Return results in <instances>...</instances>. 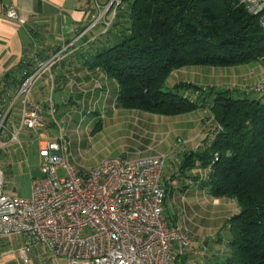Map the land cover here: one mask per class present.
Instances as JSON below:
<instances>
[{"label": "trees", "instance_id": "obj_1", "mask_svg": "<svg viewBox=\"0 0 264 264\" xmlns=\"http://www.w3.org/2000/svg\"><path fill=\"white\" fill-rule=\"evenodd\" d=\"M106 16L111 24L89 66L116 83L114 108L161 117L197 110L209 114L212 129L204 147L185 153L170 176L189 179L213 199L237 205L238 211L224 226L231 236L222 243L230 254L211 256L205 264H264L262 98L234 99L229 90L190 83L164 90L171 73L182 68L264 62V29L258 18L237 6L236 0H114ZM23 78L7 75L0 82L5 94L0 97V114L12 99L6 88L14 95ZM193 170L206 171V176H191ZM164 192L165 204L170 192Z\"/></svg>", "mask_w": 264, "mask_h": 264}, {"label": "built area", "instance_id": "obj_2", "mask_svg": "<svg viewBox=\"0 0 264 264\" xmlns=\"http://www.w3.org/2000/svg\"><path fill=\"white\" fill-rule=\"evenodd\" d=\"M113 1L108 2L105 13ZM236 4L257 17L264 29V0H236ZM3 12L7 19L18 20L14 6H3ZM102 19H93L85 32ZM110 24H103V34ZM65 50L38 63L29 74L25 72L11 100L10 107L16 101L23 105L19 130L32 132L39 140L40 168L39 175L32 178L28 199L3 192L4 173L0 169V238L24 236L18 253L25 261L30 247L39 245L67 264H170L172 249L182 253L190 237L186 229L169 225L163 215L165 156L108 158L81 173L73 166L71 144L62 129L46 140L39 135L44 108L29 96L34 84L62 60ZM251 91L264 99V75ZM10 107L0 115V137L7 133L5 120ZM17 138L18 133L13 134L9 142L17 143Z\"/></svg>", "mask_w": 264, "mask_h": 264}, {"label": "crops", "instance_id": "obj_3", "mask_svg": "<svg viewBox=\"0 0 264 264\" xmlns=\"http://www.w3.org/2000/svg\"><path fill=\"white\" fill-rule=\"evenodd\" d=\"M0 1L2 4L0 7V82L7 75L9 77L14 75L16 79L20 80L26 71L32 70L38 63L53 57L59 51L66 48L62 55V60L51 68L48 75H44L34 84V88L29 96L30 101L41 104L44 108V123L41 133H39L42 139L46 140L56 136L52 124L47 121V118L58 106H60L58 105L59 103L66 108V114H71L76 107L75 111L81 115L80 118H84V111L89 109L92 111L97 109L100 113L105 111L112 112L114 110L119 111L114 108L117 95L116 83L112 79H109L102 71L89 66V62L92 61L96 49L101 46L105 38V34H103V24L107 22L109 18L105 13L109 5L108 0H98L97 6L95 0ZM6 5L14 6L18 15V20H10L5 17L3 6ZM100 16L103 17L102 21L93 30L85 32L87 25L93 19ZM262 67H264V65L255 63L249 67L247 74H244L241 70L234 71H240L244 77H247L246 82H251L252 85L264 75ZM211 69L215 70H211V72H209L210 70H200L195 74L194 72L192 73L195 76L198 75L200 78H206L205 82L192 79L194 80L193 82L185 78L179 83H190L202 88L213 87L215 89H221L223 73L217 72L216 69L220 68ZM49 90H53V93H57L60 99L59 103L56 104L52 100L50 101ZM110 91H114V96L112 101L108 102ZM6 95L12 97V99L14 98V95L8 88H6ZM0 97L5 98V94L2 93V90H0ZM68 99H78L80 101V106L75 104L70 107L69 105H71V103H66ZM11 100L5 105V109L10 107ZM0 108L3 109V105H0ZM22 109L23 105L21 101H16L10 107L5 121L7 133L0 137V152L6 153L5 158L2 159L3 165L0 167L4 176L12 171V166L10 165L11 161L20 165L22 162L28 160L31 155H37L38 146L35 138L32 139L29 131L24 129L19 130ZM195 112H199L200 116L194 118L193 122L188 121L184 124L194 123L196 125L194 132H198L203 128H201V121L203 122L204 117H206L204 115H207L208 112L206 110H197ZM184 124L180 126L182 127ZM184 130L185 132H190L188 128H184ZM201 132H199L196 137L189 140L190 142H186V144H193L198 141L194 146L195 149L179 154L180 158L187 152L199 151L204 147L205 139L200 138ZM16 133H18V142L10 143V136ZM190 135L192 136L193 133ZM139 158L146 157L125 159L135 160ZM180 164L181 162L179 165ZM191 174H197L204 178L206 176V171L193 170ZM162 180V187L168 189L170 192L169 194H178L176 199L180 205L184 204L181 193H183V195L187 193L192 196L199 192L200 195H207L204 191L197 189L195 186L190 184L187 185V183H190L188 180L180 181L181 183L176 187L178 192H175L176 190H172V187L169 186L171 185V181H173L171 177H166ZM184 189L187 190L184 191ZM196 201H194L191 206L189 205L193 209L195 208V210L200 207V205H197ZM168 202L167 200L163 206V215L167 223L169 225H180V222H175L170 218ZM180 226L186 229L185 221H183ZM224 240V242H227L230 240V236ZM204 242V240L201 242H194L192 240L181 253L180 257H178L179 254L174 247L171 251L170 264H205L207 262L206 260L211 256L223 257L230 254L229 249L225 247L220 239H217L216 244H212L214 242H209V245H206ZM24 243L25 238L22 235L0 238V264H67L63 258L53 257L46 248L39 245L30 247L26 254L27 261H25L18 253V250L24 246Z\"/></svg>", "mask_w": 264, "mask_h": 264}, {"label": "rangeland", "instance_id": "obj_4", "mask_svg": "<svg viewBox=\"0 0 264 264\" xmlns=\"http://www.w3.org/2000/svg\"><path fill=\"white\" fill-rule=\"evenodd\" d=\"M260 64L264 65V62ZM251 65L253 64L216 69L217 72L223 73L221 90H229V95L234 99L259 100L258 96L251 91L254 84L251 85V82H246L247 77H244L240 71H234L241 70L244 74H247ZM200 70H210L209 72H211V70L215 69L209 67H186L176 70L166 80L164 90L168 91L172 85L183 81L185 78L188 81L190 79L194 82L192 79H195V81L205 82L206 78L194 75ZM262 70H264V67H262ZM193 72L194 74H192ZM113 92L110 91L108 102L112 101ZM49 99L56 104L60 102L57 93H53V90H49ZM260 101L264 104V99ZM67 102L71 103L70 107L75 104L80 106L78 99H68L66 100ZM58 105L60 106L53 112V115L50 114L48 116L47 121L52 124L55 135L58 134L59 129L66 133L71 144L70 158L73 166L77 172L81 173L88 172L99 162L108 158L132 159L135 157L163 155L166 159L162 177L173 176L182 159L179 154L194 150V146L198 143V141L193 144H186V142H190L189 140L196 137L201 131L200 138L205 139L209 137L212 129L208 114V116L204 115L206 117H204L203 122L201 121V128L203 127L201 131L194 132L196 129L194 123L184 124L188 121L193 122L194 118L200 116L199 112L175 117H161L135 110L117 109L119 111L100 113L97 109L93 111L89 109L84 111V118H80L81 115L75 111L76 107L71 114H66V108L61 106L60 103ZM181 124H184V126L181 127ZM184 128H188L190 132L192 131L193 135L191 136L190 132H185ZM30 133L32 139L35 138L38 146L37 142L39 140H36V135L32 132ZM39 133H41V130ZM5 155V152H0V167L3 165L2 159L5 158ZM10 165L12 166V171L5 174L3 178V192L13 197L30 198L32 178L39 174V158L37 155H31L28 160L20 165L12 161ZM58 175L62 178L63 172L59 171ZM191 176L195 175L191 174ZM189 182L187 185H192V182ZM179 183H181L179 177H175L169 186L172 187V190L178 192L176 187ZM186 190L184 189V191ZM198 193L192 196L187 193L185 195L181 193L183 205H180L176 199L178 194H170L167 197L170 218L181 224L185 221L190 243L192 240L194 242L204 240L206 245H209V242L216 244L217 239L224 242V239L231 236L227 228L224 227L225 223L227 219L238 211L237 205L232 200H215L210 196ZM194 201L197 202V205H200L196 210L190 207Z\"/></svg>", "mask_w": 264, "mask_h": 264}]
</instances>
